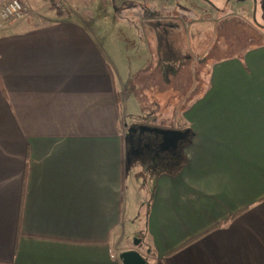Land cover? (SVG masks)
I'll use <instances>...</instances> for the list:
<instances>
[{
  "label": "crops",
  "instance_id": "1",
  "mask_svg": "<svg viewBox=\"0 0 264 264\" xmlns=\"http://www.w3.org/2000/svg\"><path fill=\"white\" fill-rule=\"evenodd\" d=\"M24 1L30 15L0 19V264H122L120 254L133 248L122 241L138 223L124 196L132 155L123 121L139 117L129 114L134 84L73 0L70 14ZM199 1L209 7H195L207 23L194 47L205 51L204 32H216L205 14L229 0ZM139 6L132 26L142 28L151 55L150 32L158 34L162 19ZM207 50L206 78L181 98L172 127L190 129L185 164L174 176L147 177L150 197L135 229L146 264H264V44L220 60L216 45ZM182 65L166 62L161 82L177 85ZM141 152L134 148L132 161Z\"/></svg>",
  "mask_w": 264,
  "mask_h": 264
},
{
  "label": "rangeland",
  "instance_id": "2",
  "mask_svg": "<svg viewBox=\"0 0 264 264\" xmlns=\"http://www.w3.org/2000/svg\"><path fill=\"white\" fill-rule=\"evenodd\" d=\"M115 1L121 2V0ZM71 2L70 0L65 1L66 10L62 12L61 9L56 7L55 9L54 5L46 0L47 8L63 14H70L71 7L74 9L76 6L79 13L83 15L89 30L93 34H102L105 38V48L113 55V58H117L118 63L115 60L114 62L124 82L134 84V90L129 91V114L139 115L135 118L136 124L144 126L154 125L162 129H166L165 127L173 129L172 127L176 126L175 119L178 117L180 109L177 104L182 97L190 96L191 85L196 80L202 81L206 78L203 68L209 66L212 57L209 59L200 56H203L205 52L208 53V47L212 48L216 45V51H213L217 54L216 59L220 60L224 57L220 58L219 54L241 55L252 47L264 44V0H229V5L223 6L218 12L210 10L211 12L205 14L215 23L214 27H216L214 34L213 27L205 28L207 32L204 34L207 40L202 46L205 51H199L198 47H194L199 39V36L195 34L196 30L200 27L203 28L199 23L203 25L207 23V19L201 18L204 17V14L199 16L195 7L199 5L209 7L205 6L207 4H200L199 0H130L131 4L135 6L124 5L121 9H117L108 1L107 5H103L99 0H73L74 6ZM144 2L147 3V9L150 11H146L150 12L152 19H162L158 34L155 31L150 32L151 36L155 37L153 38L154 47L150 49L152 50L151 55L143 44L140 35L143 32L142 28L132 26V22L137 21L142 13L139 4ZM28 9L26 17L32 13L30 7ZM185 9L193 10L197 15L193 18L187 17ZM165 12H168L166 16L168 20L163 18ZM183 14L186 15V19ZM186 21L188 23H185ZM191 22L193 23L191 28L194 31L192 34L189 33ZM218 49L220 50L218 51ZM156 50H159L160 54ZM174 54L180 58H174ZM172 60L182 61L183 65L179 66L181 67L178 69L179 73L175 75L177 85L169 83L168 88L167 84L161 82L160 75L162 68L166 67V62ZM149 66L152 70L150 82L146 85L139 83L141 82L139 79L144 75L143 70H147ZM180 69H182L181 72ZM167 80L171 81L170 78ZM146 94L153 98L146 99L144 97ZM141 95L142 97H140ZM123 122L126 123L123 128L126 148L129 145V135H132L134 136V148L142 151L140 154L134 153L136 156L131 164H128V174L124 180V196L133 204V213L135 214L133 218L138 223L135 228L133 227V230L130 229L131 233L126 232L122 244L134 247L133 241L140 239V235L135 229L142 226L141 220H144V211L150 197L151 187L149 186L150 182L148 184L146 170L150 159L145 151L147 145L133 135L130 130L129 117ZM135 249L143 257L146 256V245L142 241Z\"/></svg>",
  "mask_w": 264,
  "mask_h": 264
},
{
  "label": "trees",
  "instance_id": "3",
  "mask_svg": "<svg viewBox=\"0 0 264 264\" xmlns=\"http://www.w3.org/2000/svg\"><path fill=\"white\" fill-rule=\"evenodd\" d=\"M165 128L162 129L154 125L144 126L142 124H132L130 126L132 134L149 147L150 162L146 169L149 179H154L162 173L174 176L183 168L186 161L183 149L189 142L190 129L182 128L176 131ZM128 140L130 148L127 154L132 155L130 162L135 147L134 136L129 135Z\"/></svg>",
  "mask_w": 264,
  "mask_h": 264
},
{
  "label": "built area",
  "instance_id": "4",
  "mask_svg": "<svg viewBox=\"0 0 264 264\" xmlns=\"http://www.w3.org/2000/svg\"><path fill=\"white\" fill-rule=\"evenodd\" d=\"M48 2H51L53 7L59 8L63 11H65V1L66 0H47ZM55 8V9H56ZM64 9V10H63ZM29 9L27 5H25L21 0H4V2L1 3L0 7V19L2 21H15L22 19L26 17Z\"/></svg>",
  "mask_w": 264,
  "mask_h": 264
},
{
  "label": "water",
  "instance_id": "5",
  "mask_svg": "<svg viewBox=\"0 0 264 264\" xmlns=\"http://www.w3.org/2000/svg\"><path fill=\"white\" fill-rule=\"evenodd\" d=\"M140 241L141 239H135L133 246L136 247ZM120 260L122 264H146L145 258L134 248L122 252Z\"/></svg>",
  "mask_w": 264,
  "mask_h": 264
},
{
  "label": "flooded vegetation",
  "instance_id": "6",
  "mask_svg": "<svg viewBox=\"0 0 264 264\" xmlns=\"http://www.w3.org/2000/svg\"><path fill=\"white\" fill-rule=\"evenodd\" d=\"M135 249V247H133Z\"/></svg>",
  "mask_w": 264,
  "mask_h": 264
}]
</instances>
